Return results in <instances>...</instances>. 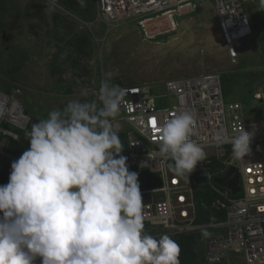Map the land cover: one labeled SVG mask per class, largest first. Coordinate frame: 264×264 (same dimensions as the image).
I'll use <instances>...</instances> for the list:
<instances>
[{
  "label": "clouds",
  "instance_id": "obj_1",
  "mask_svg": "<svg viewBox=\"0 0 264 264\" xmlns=\"http://www.w3.org/2000/svg\"><path fill=\"white\" fill-rule=\"evenodd\" d=\"M259 7L264 9V0ZM74 19L95 23L96 0L94 22ZM87 31L103 50L98 29ZM100 72L95 100L69 101L27 133L29 147L12 162L8 183L0 185V264H35L37 258L40 264H180V247L171 236L159 233L156 239L144 232L138 173L130 172L120 155L123 146L113 125L128 89L112 84L113 74H104L102 63ZM194 124V114L182 110L159 126L156 155L171 160L169 168L177 176L189 177L205 160L203 148L191 138ZM6 129L19 136L4 137L6 143L19 141L16 130H24ZM218 136L231 144L233 158L250 153L248 132L229 136L221 131Z\"/></svg>",
  "mask_w": 264,
  "mask_h": 264
},
{
  "label": "built area",
  "instance_id": "obj_2",
  "mask_svg": "<svg viewBox=\"0 0 264 264\" xmlns=\"http://www.w3.org/2000/svg\"><path fill=\"white\" fill-rule=\"evenodd\" d=\"M204 1L96 0L95 23L85 25L92 32L102 24L106 37L120 22L133 21L145 40L154 41L176 32L175 19L203 10ZM252 1L212 0L213 4H209L211 9L213 7L214 22L221 24L224 30L222 39L233 62L238 58L242 41L253 34V26L245 12ZM226 28L235 30L228 34ZM259 86L253 99L262 108L259 119L251 122L246 118L252 119L257 110L247 114L243 104L226 103L219 73L166 81L167 96L175 102L173 107L166 109L148 104L153 97L146 96L145 87L122 86L128 89L127 103L119 112L123 117L113 120L117 134H126L129 152L122 156L126 157L130 172L148 171L160 179L159 187L140 191L144 224L150 231L158 232L156 236H196L204 252L205 264H264V85ZM21 100L20 87L9 95L0 92L2 155H6L4 137L19 139L3 124L26 129L30 123ZM182 110L194 114L191 138L206 153L205 160L198 162L189 177L177 176L169 168L172 161L156 155L159 126ZM153 121H156L155 126ZM240 130L248 132L252 139L250 153L237 160L233 158L231 144L221 143L218 134L226 131L231 136ZM216 165L220 166L219 170L214 168ZM232 168L239 175L240 190L235 194L217 182ZM213 171L218 177L214 178ZM200 177H207V181L200 182Z\"/></svg>",
  "mask_w": 264,
  "mask_h": 264
},
{
  "label": "rangeland",
  "instance_id": "obj_3",
  "mask_svg": "<svg viewBox=\"0 0 264 264\" xmlns=\"http://www.w3.org/2000/svg\"><path fill=\"white\" fill-rule=\"evenodd\" d=\"M5 1L7 8L3 10L5 15L0 10V24L5 22L8 26L5 33L0 32V67L9 66L3 59L8 51L20 58L28 56L17 79L24 95L21 102L25 109L29 108L31 127L33 123L47 118L50 111L62 110L69 101L85 98L89 101L95 100L99 92L97 80H102L103 75V72H100L101 63L104 74H113L112 84L145 87L146 96L153 97L148 104H154L160 109L175 105L173 98L168 97L165 91V82L168 80L205 73L231 76L225 83V102L243 104L247 114L257 110L252 119L246 118L247 122L259 119L262 106L248 93L247 86L250 80L255 81V90H258L259 85H264V53L260 43V38L264 37V9L259 7V0L248 3L245 11L250 21L253 13L262 21V25L258 24L255 30L253 29L252 37L242 41L239 60L244 62L240 66H250L253 63L250 67L240 70L243 77H232L237 73L235 70L238 60L233 62L229 58L217 22H213L214 11L209 5L213 2L205 0L203 10L189 17L175 19L179 24L176 32L154 41L143 39L133 21L120 22L117 29L106 37V30L100 24L97 27L99 34L96 36L100 41L105 37L104 49L99 51L90 35L93 49L91 57L80 58L82 66H86L93 75L83 77L84 84L76 88L72 96H63L59 92L60 87L56 88L60 81L68 83L73 73H80L79 69L72 66L77 53L71 47L66 48L64 44L72 36L66 26L71 24L73 31L81 33L88 32V27L68 15L64 9L61 10L55 0L54 4L52 0ZM9 37L12 38L11 41ZM10 46L13 48L10 49ZM55 60V65L60 63L61 74L52 75L51 65ZM251 73L258 79L250 75ZM85 91L87 95H81ZM121 117L123 114H118L115 119ZM214 168L219 170L220 166L216 165ZM212 175L214 178L218 177L217 172L213 171Z\"/></svg>",
  "mask_w": 264,
  "mask_h": 264
},
{
  "label": "trees",
  "instance_id": "obj_4",
  "mask_svg": "<svg viewBox=\"0 0 264 264\" xmlns=\"http://www.w3.org/2000/svg\"><path fill=\"white\" fill-rule=\"evenodd\" d=\"M55 2L60 7L64 8L67 12L72 14L74 17L84 22L93 21V17L95 16V0H83L84 6H81L80 0H55ZM0 6H1L0 10H2L3 12L2 14L5 15L3 10L7 8V1L0 0ZM251 14H252V21L250 22L252 23L253 29L255 30L258 24L262 25V21H260L257 15H253V13ZM7 26H8L7 23L5 22L1 23L0 32L5 33ZM66 27L67 29L70 30L69 32L72 34V36L64 44L66 48L71 47L77 53L75 60L72 59L73 60L72 66L76 69H79L80 73L79 74L73 73V77L68 83H65L63 80L60 81L56 88L60 87L59 88L60 90L59 92H61L60 94L70 96L73 94L76 88H79L81 85L84 84V81H82L83 77H88L93 75L86 66H82L81 64L82 60L80 58L81 56L91 57L92 42L88 34L73 31L71 24H68ZM252 35L249 36L248 38H251ZM9 38L11 41L12 38L11 37ZM63 40L65 39H60V41ZM260 43L263 46L262 49L264 53V37L260 38ZM11 48L13 47L10 46V49ZM240 51L241 48L238 50V58H237L238 65L235 70L237 73L232 75V77H234L235 79L243 77V75H241L240 73V70H244L253 64L252 63L250 66H245V67L240 66V64L244 62L243 60H239ZM3 59L9 66L5 68L0 67V89H4V91L11 93L12 89L18 87L16 86L19 82L17 77L19 72H21L24 64L28 60V56L25 55L22 58H20L16 54L9 53L8 51L3 57ZM55 62L56 60L52 62L51 73L52 75L61 74L60 63L57 61L58 64L55 65ZM252 74L253 73H251L250 75ZM252 76L258 79L257 76L254 75ZM229 78H231V76L230 77L226 75L221 76L223 95L226 93L225 83H227L228 81L227 79ZM237 83L238 82H236V85ZM254 83L255 81L250 80L249 84L247 85L249 86L248 93L252 97L255 93V88H256L254 87ZM98 88H100V86H98ZM85 100L88 99L85 98ZM66 105L67 104H65L62 107V110ZM25 111L29 115V108L25 109ZM4 126L6 128H11V126L7 123H5ZM30 129L31 126L29 125L24 130H16V132L20 135V140L14 141L12 139H9L8 142L6 143V147L4 148V151L8 156L0 154V185H5L8 183L12 162L17 160L22 155V153L29 147L27 133L30 131ZM118 136L123 146V152L120 155H123L129 152L128 143L126 140V134L121 133V135ZM138 183L140 185V191H141L149 188L159 187L160 179L155 173L143 171L142 173L138 174ZM144 232L150 234L156 239H159L161 237V236H156L158 235V232L150 231L147 224H144ZM171 238L175 242H177V244L180 247V255H179L180 264H205L204 252L202 251L200 242L196 236L187 235V236H181L175 238L171 237ZM35 264H40V260L38 258L35 261Z\"/></svg>",
  "mask_w": 264,
  "mask_h": 264
},
{
  "label": "water",
  "instance_id": "obj_5",
  "mask_svg": "<svg viewBox=\"0 0 264 264\" xmlns=\"http://www.w3.org/2000/svg\"><path fill=\"white\" fill-rule=\"evenodd\" d=\"M200 182H205L207 181V177H200L199 178ZM217 182L219 185L226 187L230 189L234 194L237 193L240 188H239V175L236 169L232 168L226 177L222 179H217Z\"/></svg>",
  "mask_w": 264,
  "mask_h": 264
},
{
  "label": "bare ground",
  "instance_id": "obj_6",
  "mask_svg": "<svg viewBox=\"0 0 264 264\" xmlns=\"http://www.w3.org/2000/svg\"><path fill=\"white\" fill-rule=\"evenodd\" d=\"M229 25H230L231 27L233 26L231 23H230ZM217 26H218V30H219V32L221 33L222 37H225V36H224V30H223L221 24L217 23ZM226 29H228V28H226ZM231 30H232V32H233L235 29H234V28H229V29H228V34H231V33H232ZM235 33H236V32H235ZM230 37H231V36L229 35V38H230Z\"/></svg>",
  "mask_w": 264,
  "mask_h": 264
},
{
  "label": "snow or ice",
  "instance_id": "obj_7",
  "mask_svg": "<svg viewBox=\"0 0 264 264\" xmlns=\"http://www.w3.org/2000/svg\"><path fill=\"white\" fill-rule=\"evenodd\" d=\"M152 123H153L154 126L156 125V121H153Z\"/></svg>",
  "mask_w": 264,
  "mask_h": 264
},
{
  "label": "crops",
  "instance_id": "obj_8",
  "mask_svg": "<svg viewBox=\"0 0 264 264\" xmlns=\"http://www.w3.org/2000/svg\"><path fill=\"white\" fill-rule=\"evenodd\" d=\"M221 34V33H220Z\"/></svg>",
  "mask_w": 264,
  "mask_h": 264
}]
</instances>
